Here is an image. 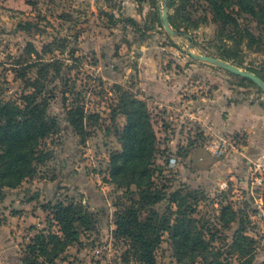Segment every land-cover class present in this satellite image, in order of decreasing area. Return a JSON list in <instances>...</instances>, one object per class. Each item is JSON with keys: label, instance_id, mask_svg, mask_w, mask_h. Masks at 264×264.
Instances as JSON below:
<instances>
[{"label": "rangeland", "instance_id": "374dc122", "mask_svg": "<svg viewBox=\"0 0 264 264\" xmlns=\"http://www.w3.org/2000/svg\"><path fill=\"white\" fill-rule=\"evenodd\" d=\"M164 5L165 0H0V101L24 105L22 97L35 92L33 82L40 78L39 96L48 102V116L58 122L55 133L41 140L39 156L44 162L37 163L36 174L0 190V221L12 211L32 212L34 236L58 233L60 227L49 205L58 201L83 204L94 221L89 229L76 223L80 243L50 264H143L134 256L128 238L114 235L118 214L142 219L148 215L138 187L120 186L110 175L111 155L121 149L120 133L127 123L121 109L123 92L145 100L152 114L158 137L153 180L165 192L154 208L165 213L170 194L181 191L187 212L195 208L196 226L207 230L208 239L209 234L215 236L209 243L210 264H264V165L251 170L243 183L238 169H228L226 164H237L236 155L231 161L228 156L242 149L244 134L206 135L190 115L172 119L177 109L158 104L156 98H142L138 86L140 77L148 80L171 72L185 78L184 86L191 84L211 95L217 105L223 101L264 103V92L255 83L189 54V49L195 54L217 52V24L209 4L192 0V17L181 0L168 8L169 14L178 9L177 21L186 34L165 30ZM241 21L255 34L264 35L250 15L243 14ZM46 45H51L50 51L44 49ZM242 49L244 66H264V55ZM76 107L86 116L85 140L67 114ZM219 136L239 138L229 155L217 157L205 148ZM18 200L23 208L7 212ZM227 206L235 211L229 224L225 219L232 215L230 209L222 219ZM242 226L244 237L237 234ZM33 235L23 237V248ZM156 256L158 264H203L200 257L191 262L177 255L170 230L163 233Z\"/></svg>", "mask_w": 264, "mask_h": 264}, {"label": "trees", "instance_id": "16d2710c", "mask_svg": "<svg viewBox=\"0 0 264 264\" xmlns=\"http://www.w3.org/2000/svg\"><path fill=\"white\" fill-rule=\"evenodd\" d=\"M181 5L190 17L193 11L189 4L192 0H181ZM209 4L213 20L217 24L215 40L217 52L208 55L217 56L230 61L239 67H245L264 80V66H244L242 47L264 55V35H257L244 22L243 14L250 15L264 29V0H201ZM177 0H167L169 9L175 7ZM169 14V20L177 33L186 34L181 22L177 21L178 9ZM133 20V19H132ZM197 27L194 21L189 22ZM51 45L44 49L50 51ZM50 65L47 63L46 66ZM242 80L254 83L246 77ZM40 78L33 82L35 92L25 94L24 105L0 101V190L4 186H18L26 178L33 177L37 171V163L44 162L39 156L41 140L55 133L58 127L56 118L47 114L48 102L40 98L41 88L37 86ZM40 92V93H39ZM121 109L127 117V123L120 133L121 149L111 155L110 175L113 182L120 186L136 185L140 191V201L147 209L148 215L142 219L138 216L118 214L116 220V237H127L134 256L143 264H158L156 251L161 245L163 233L170 230L177 255L188 257L193 262L197 257L203 264H210L208 249L214 234H209L201 226H196V218L192 216L195 208L191 206V214L186 209V198L181 191L170 194L166 212L161 214L154 206L165 197L163 189L155 186L153 177L156 170V152L158 137L155 131L152 114L145 100L135 94L123 92ZM68 117L75 131L87 137L85 113L81 107L69 109ZM49 117V118H48ZM47 158V156H45ZM190 193V192H189ZM177 203V210L172 205ZM53 209V217L60 227V232L36 234L23 248L24 264H50L66 249L81 241V230L89 229L94 223L92 213L87 207L77 202L58 201L49 204ZM45 207V206H44ZM227 209L232 215L225 221L229 224L235 218V211L227 206L222 212L225 218ZM245 227L237 231L243 236ZM242 232V233H241ZM211 233V232H209ZM239 238V236H238ZM247 239V238H246ZM237 241V239H236Z\"/></svg>", "mask_w": 264, "mask_h": 264}, {"label": "crops", "instance_id": "0c3cea01", "mask_svg": "<svg viewBox=\"0 0 264 264\" xmlns=\"http://www.w3.org/2000/svg\"><path fill=\"white\" fill-rule=\"evenodd\" d=\"M183 81L185 78L181 75L172 76L171 72L170 74L165 72L162 77L156 75L154 79L146 80L140 77L138 87L142 98L147 97L149 100L156 98L158 104L177 109L178 112L174 111L176 117L173 116L172 119L180 117V120H183L186 115H190L196 125H200V131L206 135L243 133L242 149L228 154L230 161L232 156L238 157L237 164L235 166L230 162L226 164H229L228 169H238L242 175L240 179L244 183L251 170H259L264 165V103L240 101L228 104L223 101L217 102V105L211 95L207 93L204 95L197 86L192 87L191 84L184 86ZM151 96L153 97L149 98ZM223 112L224 115L221 114ZM179 133L182 134L181 131ZM198 151L200 154L203 152ZM18 202L19 200L13 204L14 206L7 207L6 211L9 212V208H23ZM31 202H27L26 206ZM37 212L34 211L35 214ZM6 215L0 221V264H24L21 241L25 235H33L36 232V217L32 212L12 211Z\"/></svg>", "mask_w": 264, "mask_h": 264}, {"label": "water", "instance_id": "95a60500", "mask_svg": "<svg viewBox=\"0 0 264 264\" xmlns=\"http://www.w3.org/2000/svg\"><path fill=\"white\" fill-rule=\"evenodd\" d=\"M161 21H162V24H163V26L167 32H169L170 34H177V31L172 27L170 20H169V9L167 6V0H165V5H164L163 11L161 13ZM188 51H189V54L197 60L209 62L211 64H214L216 66L224 68V69L232 72L233 74L249 78L264 92V80L260 76H258L256 73H254L248 69H243V68L237 66L236 64H234L230 61H226V60L219 58L217 56L208 55V54H195L190 49Z\"/></svg>", "mask_w": 264, "mask_h": 264}, {"label": "built area", "instance_id": "2783aa9c", "mask_svg": "<svg viewBox=\"0 0 264 264\" xmlns=\"http://www.w3.org/2000/svg\"><path fill=\"white\" fill-rule=\"evenodd\" d=\"M237 140H239V138L233 139L232 141V140L225 138L224 136H219V137H215L209 140L205 148L209 152H211L213 155L217 157H222V156L229 154L234 149H236L235 146L237 144ZM176 161L177 159L175 157L171 158V163H175Z\"/></svg>", "mask_w": 264, "mask_h": 264}]
</instances>
